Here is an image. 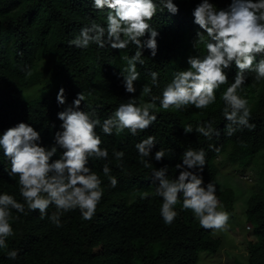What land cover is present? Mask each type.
I'll use <instances>...</instances> for the list:
<instances>
[{"label": "trees", "instance_id": "16d2710c", "mask_svg": "<svg viewBox=\"0 0 264 264\" xmlns=\"http://www.w3.org/2000/svg\"><path fill=\"white\" fill-rule=\"evenodd\" d=\"M178 13L160 11L149 22L159 33L157 53L143 49V65L137 64L140 78L134 82L135 93H127L121 69L124 55L135 54L136 46L124 50L109 46L100 48L91 44L80 49L69 42L91 21L106 27L107 9L93 8L92 0H0V135L18 123H27L41 135V146L54 145V136L61 131L62 121L57 114L72 105L78 93L85 100L80 110L95 112L101 124L121 103L130 98L139 102L142 87L152 88L151 95L162 97L164 87L176 72L189 68V56L206 55L203 44L195 45L197 32L192 10L201 0H173ZM231 0H210L218 9L226 8ZM206 36V33H205ZM148 35L142 39L146 40ZM264 58L258 55L256 60ZM31 70V76L26 72ZM158 73V86L152 83L150 72ZM235 65L228 70V82L216 90V102L207 109L189 106L184 111H165L157 101L156 121L144 132L133 136L128 130L112 135L96 132L107 149V160L89 159V167L102 181L104 194L91 220H84L79 209L61 216L62 227H56L48 218L55 208L50 206L41 218L39 211L24 213L12 210L18 220L10 221L14 235L7 238V249H0V264H196L202 251L216 252L221 247L220 237L213 230L200 227L190 210L175 205L178 215L171 225H166L160 215L162 198L155 195L159 181L152 176L154 169L167 166V176L175 179L176 168L182 163L183 152L204 149L206 166L202 173L205 186L217 184L220 172L219 157L236 165L248 167L250 159L264 150V80L254 82V72H246V82L237 89V95L248 101L251 109L249 123L255 127L239 128L227 134L230 123L223 116L222 93L234 82ZM36 92L30 87L40 81ZM63 88L66 103L59 105L57 94ZM145 102L150 96L143 97ZM211 122L219 132L207 139L195 132L198 124ZM191 124L194 131L185 134L184 126ZM235 127V126H234ZM148 136L155 137V146L147 159L152 167L145 168L135 145ZM214 145L219 151L209 148ZM165 150L162 161L155 160V152ZM113 150L124 152L123 167H117ZM58 148L53 160L59 158ZM108 164L118 181L110 186L103 173ZM10 161L0 149V194H10L23 203L19 194L18 176H9ZM147 198H141L142 193ZM217 197L232 209L234 191L226 187ZM247 221L253 225L255 240L250 242V255L245 264H264V192L251 194L247 201ZM16 250L15 260L7 252Z\"/></svg>", "mask_w": 264, "mask_h": 264}, {"label": "clouds", "instance_id": "9594fccd", "mask_svg": "<svg viewBox=\"0 0 264 264\" xmlns=\"http://www.w3.org/2000/svg\"><path fill=\"white\" fill-rule=\"evenodd\" d=\"M93 8L99 11L107 9L106 27L94 20L81 29L79 35L69 42L80 49H87L91 44L100 48L106 45L112 49L124 50L130 44L136 46L135 54L124 55L121 59L125 67L121 69L123 85L127 93H135L134 82L140 78L137 64L143 65V49L151 50L154 57L157 53L158 31L149 23L160 11L167 10L176 14L179 9L173 0H92ZM194 23L202 31L197 32L194 46L203 44L206 55L189 56V68L178 71L163 91L162 97L153 96L152 88L142 87L139 102L130 98L121 103L113 114L101 124L96 113L80 110L85 100L78 93L72 105L60 111L57 116L62 121L54 136V145L50 148L41 146V135L27 123H18L0 135V149L10 161L9 176H18L19 194L23 203L13 195L0 194V249H7V238L14 235L10 221L19 219L13 216L12 210L24 213L28 210L39 211L41 218L47 215L50 206L55 211L48 217L56 227H62L61 216L64 213L79 209L82 219L91 220L96 207L101 201L104 188L99 176L88 166L89 159L107 160V149L101 148L102 140L96 132L100 126L103 133L112 135L128 130L133 136L146 131L156 121L153 114L159 106L165 111L172 109L180 112L189 106L196 109H207L216 102V90L228 82V70L235 65L237 72L234 82L222 93L224 103L223 116L230 123L226 126L227 134L232 135L239 128L252 129L250 124L251 109L248 101L237 95V89L246 82V72H254V82L264 80V0H231L226 8L218 9L210 0H201L192 10ZM206 33V36H205ZM148 35L146 40L142 39ZM31 70L26 72L31 76ZM152 83L158 86V73H149ZM150 96L145 102L143 97ZM59 105L66 103L63 88L57 94ZM235 126V127H234ZM185 134L194 131L191 124L184 127ZM195 132L207 139H212L219 132L211 122L198 124ZM155 146V137L148 136L135 145L140 156V163L145 168L152 167L145 159L151 156ZM58 148L62 150L59 158L53 160ZM215 151L219 149L209 145ZM165 150L155 152V160L165 158ZM117 167H123L124 152L113 150ZM206 166L204 149L195 150L189 147L182 154V163L176 168L179 175L175 179L167 176V166L154 169L152 176L159 181L155 195L162 198L160 215L166 225H171L176 216L175 205L182 195V210H190L200 227L206 230L226 231L229 227V213L220 209L216 195V186L212 182L205 186L202 173ZM103 173L108 177L110 186L115 188L118 181L111 176V169L106 163ZM142 193L141 198H147ZM254 231V230H253ZM16 250L7 252L9 259L15 260Z\"/></svg>", "mask_w": 264, "mask_h": 264}, {"label": "rangeland", "instance_id": "374dc122", "mask_svg": "<svg viewBox=\"0 0 264 264\" xmlns=\"http://www.w3.org/2000/svg\"><path fill=\"white\" fill-rule=\"evenodd\" d=\"M42 86L41 80L30 87L36 92ZM220 172L216 184V195L229 187L234 191L232 209L220 201V209L229 213L228 229L214 231L222 244L216 252L202 251L196 264H245L250 255V242L255 240L253 225L247 221V201L251 194L264 192V150L250 159L248 167L230 163L225 155L219 157Z\"/></svg>", "mask_w": 264, "mask_h": 264}]
</instances>
